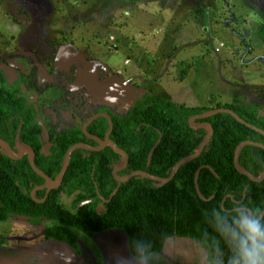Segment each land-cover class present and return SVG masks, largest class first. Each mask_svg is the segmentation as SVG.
I'll return each mask as SVG.
<instances>
[{
    "label": "rangeland",
    "instance_id": "1",
    "mask_svg": "<svg viewBox=\"0 0 264 264\" xmlns=\"http://www.w3.org/2000/svg\"><path fill=\"white\" fill-rule=\"evenodd\" d=\"M260 23L264 0H0V79L26 70L21 87L44 142L50 129L97 109L120 114L148 92L187 106L237 97L263 111ZM54 222L8 214L0 264H209L188 238L168 237L137 259L118 230L73 229L71 246L44 236Z\"/></svg>",
    "mask_w": 264,
    "mask_h": 264
},
{
    "label": "trees",
    "instance_id": "2",
    "mask_svg": "<svg viewBox=\"0 0 264 264\" xmlns=\"http://www.w3.org/2000/svg\"><path fill=\"white\" fill-rule=\"evenodd\" d=\"M264 40V23L257 25ZM25 71L4 85L0 79V140L13 152L17 143L29 145L34 165L54 179L59 172L66 148L83 142L96 146L107 130L104 115L85 125L62 127L47 132L42 141V127L29 96L21 84ZM212 107H226L241 119L264 130V110L256 103L233 98L230 102L187 106L151 92L143 93L122 113L108 109L111 121L108 138L127 155L125 166L116 172L125 176L133 170L166 177L173 164L192 153L205 133L202 127L192 129L187 118ZM195 121L208 122L212 132L200 153L183 162L173 177L159 185L134 175L117 182L111 175L120 154L108 146L93 151L82 147L72 150L57 188L44 195V180L29 167L27 155L11 159L0 148V222L8 214L27 217L32 223L39 218L55 222L44 230V236L71 246L75 245L73 229L92 235L104 230H118L125 236L129 254L145 259L161 250L168 237H184L204 250L209 264H243L240 244L246 238L243 221L250 215L264 230V177L250 181L233 167L235 145L242 140L264 144V136L238 123L228 113H216ZM95 137V138H94ZM158 140V141H157ZM150 152L151 146L155 143ZM47 144L45 154L41 146ZM238 166L254 176L264 170V150L242 145L237 153ZM200 198L194 190L193 177ZM117 186V187H116ZM116 189L114 190V188ZM207 199V200H206ZM98 204L101 207L96 211Z\"/></svg>",
    "mask_w": 264,
    "mask_h": 264
},
{
    "label": "water",
    "instance_id": "3",
    "mask_svg": "<svg viewBox=\"0 0 264 264\" xmlns=\"http://www.w3.org/2000/svg\"><path fill=\"white\" fill-rule=\"evenodd\" d=\"M216 113H228L230 116H232L238 123L244 125L245 127H248L256 132H258L260 135L264 136V130L258 128V127H255L253 125H251L250 123L244 121L243 119H241L235 112H233L231 109L229 108H226V107H212V108H209L205 111H202L200 113H197V114H193V115H190L188 118H187V123H188V126L192 129H195V128H199V127H202L205 129V133L204 135L202 136V138L200 139L196 149L190 153V154H187L181 158H179L174 164L173 166L171 167L168 175L166 177H159V176H155V175H151L145 171H142V170H133L131 172H129L128 174H126L125 176H117L116 175V172L123 168L127 162V155L126 153L116 147L113 142L108 138V135L111 131V128H112V125H111V121H110V118L108 116V114H106L105 112H95L93 113L92 115H90L88 118H86L84 120V122L80 125V130L82 133H84L85 135L89 136V137H92L91 135H89L86 131H85V125L88 124L90 121H92L95 117L99 116V115H104L107 119V124H108V127H107V130L106 132L104 133L103 135V139L101 141L98 142V145L96 146H91V145H87L83 142H75L71 145H69L64 154H63V162H62V165H61V168L59 170V172L57 173L56 177L54 179H51L49 178L46 174H44L42 171H40L33 163V159H34V153H33V150L32 148L27 145V144H22V143H17V147H18V151L17 152H13L11 150V148L5 144L3 141L0 140V148L4 149L7 156L11 159H18L20 158L21 156L23 155H27V161H28V164H29V167L33 170L34 173H36L38 176H40L41 178H43L44 180V184H43V187H44V195L43 197L40 199V200H37L33 197V192L35 189L39 188V187H34L31 191H30V196L33 200L35 201H42L44 200V198L46 197L47 193L49 190L51 189H54V188H57L61 182V179H62V175L67 167V163H68V160H69V156H70V153L72 152L73 149L75 148H78V147H82V148H85V149H88V150H93V151H97V150H100L101 148L105 147V146H108L112 151L120 154L121 156V160H120V163L114 167H112L111 169V175L113 177V179L117 182H123L127 179H129L131 176H134V175H139V176H142V177H145L147 179H150L152 181L155 182V185H159L161 183H165L167 181H169L173 175L175 174L177 168L185 161L187 160H190V159H193L195 158L201 151L202 147L204 146V144L206 143L207 139L209 138L211 132H212V127L211 125L208 123V122H205V121H195L196 119H202V118H207L213 114H216ZM95 138V137H94ZM158 141V140H157ZM157 141L151 146L150 150H149V153H148V156L150 154V152L154 149V146L156 145ZM253 145V146H256V147H259L261 149L264 150V144L260 143V142H257V141H252V140H242L240 142H238L234 149H233V156H232V164H233V167L234 169L241 175H244L246 178H248L250 181H254V182H258L260 180H262V178L264 177V170H262L261 172H259V174L257 176H254L252 175L251 173H249L248 171L240 168L238 166V163H237V153H238V150L239 148L242 146V145ZM47 145H44L41 150L46 154L47 153ZM198 170L197 169L194 173V177H193V184H194V190H195V193L197 194L198 197L202 198L200 193H199V190H198V187H197V182H196V177H197V173H198ZM117 187V186H116ZM116 187L114 188V190L116 189ZM203 199V198H202ZM207 200V199H206ZM101 207V204H98L97 207H96V211L99 210V208ZM264 213V208L262 209L258 219L262 216V214ZM246 222H250V215H249V212H248V217L243 221V223H246Z\"/></svg>",
    "mask_w": 264,
    "mask_h": 264
},
{
    "label": "clouds",
    "instance_id": "4",
    "mask_svg": "<svg viewBox=\"0 0 264 264\" xmlns=\"http://www.w3.org/2000/svg\"><path fill=\"white\" fill-rule=\"evenodd\" d=\"M244 227L247 235L240 244L243 264H264V230L255 220Z\"/></svg>",
    "mask_w": 264,
    "mask_h": 264
},
{
    "label": "flooded vegetation",
    "instance_id": "5",
    "mask_svg": "<svg viewBox=\"0 0 264 264\" xmlns=\"http://www.w3.org/2000/svg\"><path fill=\"white\" fill-rule=\"evenodd\" d=\"M24 65L26 66V64L24 63ZM25 73H26V70H25ZM23 89V88H22ZM24 90V89H23ZM25 94H27L28 96H29V100L32 102V96H31V94L30 93H28V92H26L25 91ZM33 103V102H32ZM33 107H34V103H33ZM35 109V108H34ZM37 120H38V118H37ZM39 123V122H38ZM60 129V128H59ZM46 141H47V139H46ZM44 145H47V144H44ZM44 145H42L41 146V148L44 146ZM47 147H48V145H47ZM47 151H48V148H47Z\"/></svg>",
    "mask_w": 264,
    "mask_h": 264
}]
</instances>
